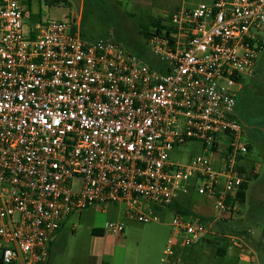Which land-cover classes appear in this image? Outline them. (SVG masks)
I'll list each match as a JSON object with an SVG mask.
<instances>
[{
  "label": "built area",
  "instance_id": "obj_1",
  "mask_svg": "<svg viewBox=\"0 0 264 264\" xmlns=\"http://www.w3.org/2000/svg\"><path fill=\"white\" fill-rule=\"evenodd\" d=\"M28 20L25 0H0V264H47L56 233L90 207L124 204L149 223L150 205L195 193L218 218L239 215L252 162L232 87L255 73L264 0L177 9L148 37L158 68L113 38ZM192 141L211 156L171 159ZM172 225L170 256L207 232L178 214Z\"/></svg>",
  "mask_w": 264,
  "mask_h": 264
},
{
  "label": "rangeland",
  "instance_id": "obj_2",
  "mask_svg": "<svg viewBox=\"0 0 264 264\" xmlns=\"http://www.w3.org/2000/svg\"><path fill=\"white\" fill-rule=\"evenodd\" d=\"M210 3L211 0H25L27 9L41 23H72L83 38L91 41L113 38L128 52L156 67L159 64L148 43L149 36L143 31L154 32V21L170 24L179 8ZM257 35L263 45L257 59L259 70L232 87L239 101L237 114L248 135L246 142L251 146L247 159L252 162L251 181L239 215L231 222L221 218L214 225L213 217H218L219 212L208 198L195 193L180 197L198 218L205 220L207 232L184 253L170 256L165 252L176 232L172 225L174 210L150 205L148 212L157 221L140 223L128 218L124 204L90 207L75 212L66 221L52 241L47 264H264V249L259 245L264 229V32ZM199 156L210 157L211 153L201 142L192 141L176 149L171 159L188 163ZM117 222L125 225V233L119 237L108 231L109 224ZM94 230L102 231V235L94 234ZM217 238L235 245L237 255L234 250L225 256L217 255ZM235 239L253 252L251 261L242 256Z\"/></svg>",
  "mask_w": 264,
  "mask_h": 264
},
{
  "label": "trees",
  "instance_id": "obj_3",
  "mask_svg": "<svg viewBox=\"0 0 264 264\" xmlns=\"http://www.w3.org/2000/svg\"><path fill=\"white\" fill-rule=\"evenodd\" d=\"M65 1H68V0H65ZM36 17H37L36 15L31 14V20H32V22H38V21H40V19H38V17L36 19ZM152 25H153L155 31H157V32H160L161 31V28L163 27V24L160 21H154V22H152ZM143 33L146 36H149V35H151L152 32L143 31ZM138 57L141 58L140 56H138ZM145 62L148 63L153 68H158L156 66L151 65L150 64V61H145ZM156 63H158L157 60H156ZM250 151H251V146L249 145V153H250ZM250 181H251V176H248L247 177V182L242 187L243 188V191H241L238 194V199L241 201V204L245 203L246 194H247V190H248ZM168 208L174 210L175 213L178 214V215H181V216H184V217L190 218V219H198L199 221L205 222L204 219L198 218L197 215H195L191 211L192 208L191 207H188L187 205H185L184 201H180V200L174 201L172 204H170L168 206ZM63 227H64V225L62 226V228ZM62 228L56 233V235L62 230ZM94 234H96V235H102V231H100V230L99 231L94 230ZM221 240H223V239L217 238V250H216V254L217 255H220V256H225V255H227L228 246H227V244H225V241L224 240H223L224 244L223 245H220V241ZM259 245L264 249V229H263V232H262L261 237H260ZM51 246H52V243H51ZM185 251H187V249L183 250L182 252L184 253ZM178 252H180V250H176V253L175 254H177ZM50 254H51V249H50ZM49 259H50V257H49Z\"/></svg>",
  "mask_w": 264,
  "mask_h": 264
},
{
  "label": "crops",
  "instance_id": "obj_4",
  "mask_svg": "<svg viewBox=\"0 0 264 264\" xmlns=\"http://www.w3.org/2000/svg\"><path fill=\"white\" fill-rule=\"evenodd\" d=\"M259 69H258V67H257V65H256V70H255V75H256V73H257V71H258ZM239 109V108H238ZM236 216H234L233 218H235ZM215 218V219H214ZM222 219H227V220H229V222H231V218L229 217H224V218H222ZM221 220V218H216V217H213V220H212V222H214V225L215 224H217L219 221ZM55 239V238H54ZM228 246V250H227V254L229 253V251H231V250H234L233 251V254H235V255H237V252H238V249L236 248V246L235 245H227ZM232 246V247H231Z\"/></svg>",
  "mask_w": 264,
  "mask_h": 264
}]
</instances>
